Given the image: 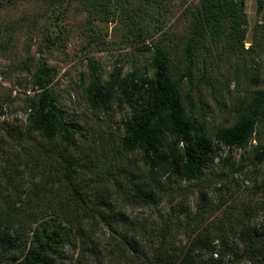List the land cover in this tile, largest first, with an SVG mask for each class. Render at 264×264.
Listing matches in <instances>:
<instances>
[{
	"label": "rangeland",
	"instance_id": "1",
	"mask_svg": "<svg viewBox=\"0 0 264 264\" xmlns=\"http://www.w3.org/2000/svg\"><path fill=\"white\" fill-rule=\"evenodd\" d=\"M238 1L0 0V138L7 127L27 124L26 108L40 91L35 73L50 69L54 103L77 128L68 155L78 188L77 196L51 172V159L35 161L29 146L36 142L9 147L0 140V229L10 214L9 231L22 235L15 249L0 246V264L31 256L34 236L43 238L41 222L48 231L62 224L57 253H45L55 264H157L162 239L167 253L178 255L203 228L212 235L233 226L236 235L251 218L264 230V161L256 159L264 146V104L250 138L215 149L199 179L169 178L164 170L150 176L141 154L121 145L131 108L119 84L152 79L156 48L166 55L184 117L203 124L213 142L264 93V0L261 8L257 0L241 7ZM91 72L101 85L114 83L100 104L88 97ZM162 121L159 149L168 155L178 138L168 131L167 115ZM143 179L156 195L150 205L132 197ZM261 260L243 256L228 264H264V251Z\"/></svg>",
	"mask_w": 264,
	"mask_h": 264
},
{
	"label": "trees",
	"instance_id": "2",
	"mask_svg": "<svg viewBox=\"0 0 264 264\" xmlns=\"http://www.w3.org/2000/svg\"><path fill=\"white\" fill-rule=\"evenodd\" d=\"M238 2L240 7L244 5V0ZM257 5L259 8L262 7L261 0H257ZM194 32L196 33V30ZM166 63L165 53L156 48L152 59L154 70L152 79L130 77L120 82L122 97L131 108V115L124 124L121 145L126 152L138 151L141 154V160L148 167L150 176H153L155 171L164 170L169 178L175 177L183 181L199 179L203 167L215 149L220 148V145L241 146L250 138L261 116L264 93H258L251 100L246 112L233 126L216 131L213 142L205 134L203 124L184 117L177 84L169 76ZM90 77L89 100L93 104H100L111 93L114 83L111 81L101 85L94 72H91ZM34 78L40 91L26 108L27 124L7 127L5 135L0 140H6L9 147L21 142L23 144L36 142V145L33 143L29 146L32 153H35V161L41 164L47 158L51 164V159L53 165L52 170L50 167L51 172L59 173L60 180L78 196V188L74 182L75 168L68 155V146L75 137L77 128L64 119L49 92L47 86L53 79L52 71L40 66ZM164 115L168 117V131L178 138V144L174 145L168 155H163L159 149L160 141L167 130L162 121ZM33 148L37 149L32 150ZM256 159L264 161V146L256 153ZM8 168L15 169L13 165H9ZM136 188L132 197L137 203L150 205L155 202L154 190L145 179L141 180ZM11 217L12 215L9 214L6 221L8 224L0 229V246L5 245L7 250L15 249L22 240V235L9 231ZM21 218L18 219L21 221ZM247 221H242L237 231L239 238L233 233V226H230V229H221L218 235L216 233L210 235L211 230L206 231L203 228L187 249L178 255L167 253L169 244H165L162 239L160 242L164 246L157 249L154 258L157 264H228L231 258L235 260L245 256L252 263H260L264 251V230L252 226L251 218ZM39 225L42 226L43 238L40 240L37 235L34 236L37 247L31 250V256L21 264H55L45 253L52 255L57 253L54 246L60 244L62 224L49 231L42 222ZM218 231V228L214 230V232ZM132 238L136 244V254L141 261L143 260L142 262H145L143 258L145 252L138 246L135 237ZM238 239L244 241V247L241 249L240 246L238 247Z\"/></svg>",
	"mask_w": 264,
	"mask_h": 264
},
{
	"label": "built area",
	"instance_id": "3",
	"mask_svg": "<svg viewBox=\"0 0 264 264\" xmlns=\"http://www.w3.org/2000/svg\"><path fill=\"white\" fill-rule=\"evenodd\" d=\"M214 255H216V254H214Z\"/></svg>",
	"mask_w": 264,
	"mask_h": 264
}]
</instances>
